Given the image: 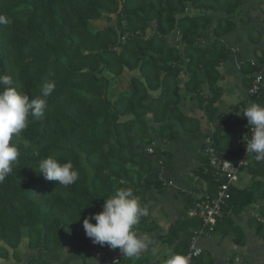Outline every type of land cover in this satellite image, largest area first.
I'll use <instances>...</instances> for the list:
<instances>
[{"label": "trees", "instance_id": "obj_1", "mask_svg": "<svg viewBox=\"0 0 264 264\" xmlns=\"http://www.w3.org/2000/svg\"><path fill=\"white\" fill-rule=\"evenodd\" d=\"M239 8V0H0V16L11 20L0 24V74L30 99L54 84L44 116H30L27 128L13 138L20 156L0 183V260L9 250L17 259L24 238L30 249L46 253L62 244L85 250L88 238L67 234L64 225L70 230L83 225L118 188L132 187L145 205L148 193L163 185L152 162L169 163L155 137L171 142L176 127L196 135L205 121L212 128L208 149L233 160L243 154L236 143L250 126L241 113L248 103L264 102V56L242 66L248 103L227 112L218 107L219 69L229 53L222 39L235 28ZM211 12L220 14L216 21ZM260 73V90L249 95ZM133 139L145 145V154L132 150ZM49 156L70 159L79 179L68 187L46 181L37 170ZM243 172L251 183L231 186L212 234L230 236L237 246L244 245L245 235L236 221L250 207L255 213L247 228L264 240V162L253 154ZM194 178L206 190L184 193L182 216L161 235L186 255L201 226L197 204L213 198L222 183L209 150ZM157 229L149 216L137 226L144 233ZM208 258L201 250L190 264H209ZM27 264L52 263L35 258Z\"/></svg>", "mask_w": 264, "mask_h": 264}, {"label": "crops", "instance_id": "obj_2", "mask_svg": "<svg viewBox=\"0 0 264 264\" xmlns=\"http://www.w3.org/2000/svg\"><path fill=\"white\" fill-rule=\"evenodd\" d=\"M240 8L234 17L237 21L235 28L222 40L229 49V53L220 66L223 81L220 86L223 89L221 100L218 104L222 112H227L239 102L248 103V96L244 87L242 66L244 63L257 62L264 56V0H239ZM210 16L216 21L220 14L211 12ZM249 103L247 104V106ZM195 116L200 115L198 111ZM178 135L171 142L163 143L155 137L154 143L157 149L168 151L169 163L160 164L155 161L153 172L160 175L163 182L160 190L152 189L147 197L145 206L149 209V218L156 222L158 229L149 234L153 245L140 254L139 257L129 259L123 256L121 264H161V260L151 252L152 246L160 249L164 255L168 250L174 251V245L168 244L161 235H165L168 229L182 216L184 212L183 194L190 193L196 188L198 193L206 190L205 183L194 178V172L201 164L202 157L207 153L211 144L210 135L212 128L205 121L201 130L193 135L176 127ZM143 145L138 139L132 140L134 152L144 151ZM249 178H248V177ZM251 179V176L241 174L236 187ZM242 187V188H241ZM200 195V194H199ZM89 217V216H88ZM237 218V221H241ZM95 223V221H92ZM247 223L242 221L244 245L237 246L230 236L214 234L200 239V248L207 252L209 264H264V240L259 238L253 230L247 228ZM241 225V224H240ZM67 234L88 238L83 225ZM238 249V252L234 251ZM119 249H111L107 245L93 244L88 238V245L83 251H75L66 244H62L54 253H46L42 249H30L28 239L24 238L17 249L18 258H14L13 251L9 250V257L0 260L3 264H27L31 259L40 258L50 261L52 264H102L107 256L114 255ZM232 252V253H231ZM163 257V256H162ZM238 261V263H236ZM163 264V263H162Z\"/></svg>", "mask_w": 264, "mask_h": 264}, {"label": "clouds", "instance_id": "obj_3", "mask_svg": "<svg viewBox=\"0 0 264 264\" xmlns=\"http://www.w3.org/2000/svg\"><path fill=\"white\" fill-rule=\"evenodd\" d=\"M10 23V19L0 16V24ZM53 92L54 84L49 83L43 86L39 96L30 99L18 84H13L10 76L0 74V183L19 162L20 152L13 142L14 136H19L27 128L30 116L35 119L44 116L48 98ZM241 114L247 118L251 129L250 138L244 136L247 153L254 154L257 162H264V102L249 104ZM37 171L43 174L46 181H55L64 187L73 185L79 179V172L70 159L62 162L55 156L42 160ZM148 215V207L141 203V198L132 187L118 188L114 195L106 197L102 211L84 218L83 227L93 244L119 249L122 256L133 259L153 245L149 234H141L137 230L141 218ZM68 224L64 225L66 231H70ZM151 252L154 256L164 254L155 246H152ZM164 264H190V257L168 250Z\"/></svg>", "mask_w": 264, "mask_h": 264}, {"label": "built area", "instance_id": "obj_4", "mask_svg": "<svg viewBox=\"0 0 264 264\" xmlns=\"http://www.w3.org/2000/svg\"><path fill=\"white\" fill-rule=\"evenodd\" d=\"M261 76L262 73L257 75L254 79L252 87L248 91L249 95L258 94L261 87ZM247 136L250 138L251 129L247 131ZM236 146L243 147L244 152L234 160L231 157H218L214 154L212 149H208L210 152V163L217 170V174L222 183L219 184L213 198L205 196L204 200L197 204V214L201 219V226L194 230L193 236L189 242L187 256L190 257V262L200 255V239L212 236L217 222L222 218V207L229 199V189L231 186H236L240 174L252 161L253 154L247 153L244 137L243 139L237 140ZM151 151L150 149L149 152ZM122 258L123 256L118 250L114 255L104 258L102 264H121Z\"/></svg>", "mask_w": 264, "mask_h": 264}, {"label": "rangeland", "instance_id": "obj_5", "mask_svg": "<svg viewBox=\"0 0 264 264\" xmlns=\"http://www.w3.org/2000/svg\"><path fill=\"white\" fill-rule=\"evenodd\" d=\"M97 27H101V25H103V23L102 22H98V23H96L95 24ZM170 41L171 42H174L175 40L173 39V38H170ZM128 74L129 73H125V75L126 76H128ZM124 75V76H125ZM242 174H244L245 175V172H243ZM241 175V174H240ZM248 177V176H247ZM249 178V177H248ZM251 183V179L249 180H247V182L246 183H244V184H242L241 186L242 187H245V186H247V185H249ZM241 187V188H242ZM255 212H253V209L250 207V208H248L247 210H245L241 215H240V218L239 219H241V221L239 222V220L238 221H236V224L237 225H239V226H241L242 227V221L243 222H247L248 220H249V218L254 214ZM241 224V225H240ZM231 238V237H230ZM235 251H237L238 252V249L237 248H234V251L233 252H235ZM161 253H163V252H161ZM232 253V252H231ZM163 256V257H162ZM156 257H157V255H156ZM165 258H166V255H161V254H158V259H160L161 260V262L164 264V261H165ZM161 263V264H162ZM236 263H238V261L236 262Z\"/></svg>", "mask_w": 264, "mask_h": 264}]
</instances>
